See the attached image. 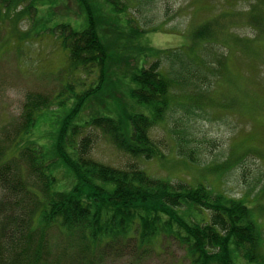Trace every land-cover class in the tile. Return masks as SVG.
Masks as SVG:
<instances>
[{
	"label": "trees",
	"instance_id": "16d2710c",
	"mask_svg": "<svg viewBox=\"0 0 264 264\" xmlns=\"http://www.w3.org/2000/svg\"><path fill=\"white\" fill-rule=\"evenodd\" d=\"M247 1V14L231 13L229 8L220 19L198 17L202 23L189 31V45L183 43L175 50L146 46L140 59L127 55V60L110 51L121 46L110 47L100 35L106 6L114 15L123 14L129 24L135 23L127 17L129 6L124 0H75L88 21L83 30L63 17L70 8H65L66 14L57 13L60 6L53 9L57 21L52 30L67 49L69 61L56 78L65 75L66 83L52 94L27 92L22 112L0 130V264H99L114 250L132 244L151 250L166 237L180 242L189 264H241L239 258L264 264L263 232L243 199L216 194L202 183L192 186L156 178L138 163L119 168L93 156L102 135L132 158L164 157L163 144L153 137V129L174 106L205 110L213 93L211 83L217 85L221 79L228 81L229 95L235 86L237 93L254 83L253 69L264 67V0ZM58 2L16 0L17 25L32 18L31 29L39 28V10ZM234 16L236 24L245 21L253 34L234 33ZM217 25H227L231 31L223 42L217 41ZM103 31L111 33L107 25ZM162 32L160 25L141 31L147 37ZM133 34L137 37L140 31ZM209 45L227 52L216 54L211 62ZM184 49L192 52L190 59ZM149 58H153L150 64ZM162 58L172 60V66L167 67L170 63H162ZM250 59L252 63H245ZM140 60H144L141 66ZM107 63L129 64L123 68ZM232 64L241 68L236 77L230 73ZM93 69L99 70V77L86 88L83 74ZM118 76L126 79L128 91L127 99L113 89L115 93L109 94L122 105L115 107L118 116L110 115L112 108L106 105L105 116L94 114L79 123L89 100L117 82ZM70 101L73 107L65 117L50 118ZM220 102L237 110L233 99ZM185 147L181 142L177 152ZM57 231L67 234L70 251L60 246Z\"/></svg>",
	"mask_w": 264,
	"mask_h": 264
},
{
	"label": "rangeland",
	"instance_id": "374dc122",
	"mask_svg": "<svg viewBox=\"0 0 264 264\" xmlns=\"http://www.w3.org/2000/svg\"><path fill=\"white\" fill-rule=\"evenodd\" d=\"M58 1V5H48L39 10L40 26L33 30L32 18L22 20L18 22L20 26L17 25L16 0H0V130L22 112L27 92L52 94L66 83L65 75L56 78L61 70H66L69 61L67 49L61 42L58 43L52 30L57 21L52 17L53 9L60 6L56 9L57 13L66 14L65 8H70L69 15L63 17L70 20L77 30L86 28L88 21L85 13L78 12L75 0ZM124 1L129 6L127 17L135 20V23L129 24L123 14L114 15L111 7L106 6L105 23L102 24L100 35L103 42L110 47L121 46L111 47L110 51L114 55L123 56L125 60L127 55L140 59L139 53L146 46L175 50L183 43L189 45L190 38L187 35L192 27L202 23L203 19H220L223 10L233 8L229 11L239 14L250 11V2L247 0ZM232 21L235 24L232 27L234 33L244 36L253 34V29L245 21L236 24V16ZM105 25L109 26L111 33L103 31ZM159 25L163 28L161 34L152 33L149 37L142 35L144 28ZM216 27L219 31L217 41L223 42L227 38L226 34L231 31L227 25ZM28 29L31 31L25 36ZM135 30L140 31L137 37L133 34ZM219 47L208 46L211 62H214L213 57L216 54L227 52L224 47ZM183 51L186 58L192 57L189 49ZM162 59V63H170L167 67L172 66V60ZM143 61L140 60L138 65H143ZM152 61L153 58H149L148 64ZM252 62L250 59L245 63ZM107 64L125 68L129 63ZM247 66L244 65L243 68ZM194 68L190 66V69ZM230 68V73L235 77L236 72L241 69L236 68V64L230 65ZM83 75V81L88 88L87 85L98 79L99 70L93 69L92 73ZM252 75L254 83L251 82L247 90L242 88L237 93L235 86L233 95L228 94L231 89L228 81L221 79L217 85L211 83L213 93L209 96L205 110L188 111L174 106L166 115L165 121L153 129V137L163 144L164 157L161 155L150 161L132 158L115 148L102 135L93 156L119 168L138 163L156 178L173 182L184 181L192 186L202 183L216 194L243 199L252 209L254 218L262 229L264 247V67L253 69ZM232 81L236 83V80ZM112 89L118 92V96L128 98L126 79L118 76L117 82L112 81L109 88L105 86L102 92L89 100V108L80 114L79 123H84L94 114L103 116L106 113L102 110L107 107L121 108V103L109 97V94L115 93ZM230 99L234 100V107L238 103L237 110L224 107L220 102L227 104ZM72 107L73 103L70 101L50 118L55 117L57 121L65 117ZM112 109L108 113L117 117L119 112ZM181 142L186 145L185 151L192 156L193 162L186 158L185 151L177 152ZM207 214V219L210 220L211 213ZM56 235L61 238L60 246H65L70 251L67 234L58 232ZM160 240L150 246L151 250H139L133 244L129 248L122 247L118 252L114 250L110 257L104 258L99 264H189L185 248L177 239L166 237ZM238 262L249 264L243 258H239Z\"/></svg>",
	"mask_w": 264,
	"mask_h": 264
}]
</instances>
